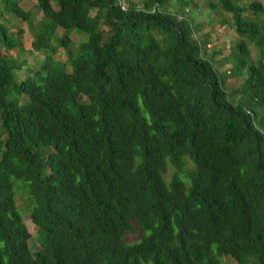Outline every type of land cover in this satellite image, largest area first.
Instances as JSON below:
<instances>
[{
    "label": "trees",
    "instance_id": "trees-1",
    "mask_svg": "<svg viewBox=\"0 0 264 264\" xmlns=\"http://www.w3.org/2000/svg\"><path fill=\"white\" fill-rule=\"evenodd\" d=\"M213 1L253 60L216 65L191 0H0V264H264V6Z\"/></svg>",
    "mask_w": 264,
    "mask_h": 264
},
{
    "label": "rangeland",
    "instance_id": "rangeland-1",
    "mask_svg": "<svg viewBox=\"0 0 264 264\" xmlns=\"http://www.w3.org/2000/svg\"><path fill=\"white\" fill-rule=\"evenodd\" d=\"M241 4H249V3H260L264 6V0H236ZM35 0H19V5L23 10H26L30 13L32 17V22L35 24L39 19V13L34 9ZM214 8H209L207 6L206 0H191L190 4L185 8L188 10V15L192 17L196 24H199V31L197 35H200L203 38H206V52L209 55H213L214 60L216 61V65L218 61L221 63L222 69H227L232 61V50L236 43L242 41L246 44L247 49L249 50V57L251 60L255 58L256 49L253 47L251 43H248L245 38H241L234 33L230 21L229 14L223 13L220 11L219 6L214 3ZM173 8H177V4L173 2ZM249 14L253 15V12L247 11ZM10 24L9 30L12 33H16L17 29L22 30L20 35V42L22 50L18 48L14 49L12 54L18 58V60H25V65L29 68H33L37 66L38 62L41 60L42 55L30 50V42L32 40V32L27 27L26 22L19 21L17 18L9 17ZM227 20V21H225ZM264 23V16L259 19ZM222 22V23H221ZM63 30L58 29L56 34L58 36L62 35ZM85 37L84 34L77 33L72 31L68 34L69 38V47L71 49H75L77 44L83 40ZM54 58H58L60 60H65V50L60 47L57 49V52L54 55ZM225 58V59H224ZM22 74V73H21ZM240 80L237 79H229L228 83L230 86H235L239 84ZM171 172V168L167 169L166 177ZM23 191L20 190L17 194L16 203L19 209H24L23 202ZM24 224L31 235H34L35 226L30 222L27 218L26 214L22 217ZM136 238L135 234L126 233L125 239L126 241H133ZM31 240H34L32 237ZM33 245H30V249H36L35 242H31ZM225 257V256H223ZM226 264H235V262L226 260Z\"/></svg>",
    "mask_w": 264,
    "mask_h": 264
}]
</instances>
